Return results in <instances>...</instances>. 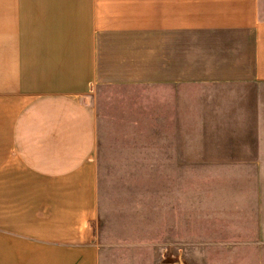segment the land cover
Returning a JSON list of instances; mask_svg holds the SVG:
<instances>
[{
    "label": "crops",
    "instance_id": "obj_1",
    "mask_svg": "<svg viewBox=\"0 0 264 264\" xmlns=\"http://www.w3.org/2000/svg\"><path fill=\"white\" fill-rule=\"evenodd\" d=\"M100 150H264V0H0V264H100L104 193L146 217V181L102 182ZM172 163L149 185L160 254L195 213L264 233L263 182L195 200Z\"/></svg>",
    "mask_w": 264,
    "mask_h": 264
},
{
    "label": "rangeland",
    "instance_id": "obj_2",
    "mask_svg": "<svg viewBox=\"0 0 264 264\" xmlns=\"http://www.w3.org/2000/svg\"><path fill=\"white\" fill-rule=\"evenodd\" d=\"M100 152H103L102 159L113 157L118 161L116 165L107 168L105 173L102 171L104 160L101 161L102 182L110 177L123 176L136 177L141 182L145 180L147 186L140 187L138 195L145 196L149 202L145 203L146 207L140 213L146 217L141 216V219L137 220V212L114 209L121 205L115 204V195L112 202L105 193L104 197L102 195L100 223L104 227L106 241L103 242L101 249L100 264H264V233L255 234L253 224L250 226V233L234 235L226 219L225 227L222 226L224 220H218L225 215L215 218V215L210 214L206 219L208 214L201 216L196 213L193 242L187 244L188 250L185 248L176 255L175 248L168 246L172 240L170 235H163L160 258V251L154 243V219L150 203L153 193L149 192L152 189L149 185L154 178L161 174L164 182L171 177L170 164L174 163L175 158L178 162V171L185 176L188 158L193 164L191 173L195 184V200H202L204 195H215L217 189L225 192L227 189L224 185H219L225 181L238 182L239 186L241 185L239 189L248 193L247 188L253 190L255 182H263L264 185V150H100ZM261 189L264 191V186H261ZM233 190L237 188L233 187ZM119 198L121 197L118 196L117 199ZM129 214L130 218H122V215ZM213 217L215 221L211 222ZM171 253L176 256H172Z\"/></svg>",
    "mask_w": 264,
    "mask_h": 264
}]
</instances>
